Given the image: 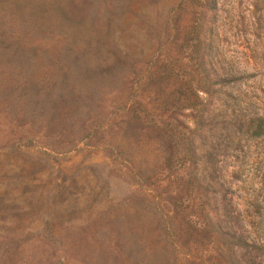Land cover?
Wrapping results in <instances>:
<instances>
[{"label": "rangeland", "instance_id": "374dc122", "mask_svg": "<svg viewBox=\"0 0 264 264\" xmlns=\"http://www.w3.org/2000/svg\"><path fill=\"white\" fill-rule=\"evenodd\" d=\"M197 1L0 0V264H264V0Z\"/></svg>", "mask_w": 264, "mask_h": 264}, {"label": "trees", "instance_id": "16d2710c", "mask_svg": "<svg viewBox=\"0 0 264 264\" xmlns=\"http://www.w3.org/2000/svg\"><path fill=\"white\" fill-rule=\"evenodd\" d=\"M190 1L194 5H197V3H199V4L201 3V2H198L197 0H190ZM179 2H181V0H179ZM203 4L204 5L206 4V6L204 8L205 11L212 10L211 8L213 6H210L211 3H208V1H206V2H202V5ZM191 40H192V44H193L192 50L198 56L197 58L200 59V61H202V51H200V50H201V46L204 45V38H203V34L199 31V29L196 31H193L192 36H191ZM196 67L203 72L202 63L197 62ZM196 71H197V69H196ZM198 73H200V72L198 71ZM207 76H208L207 74L202 76V78H203L202 83L203 84L201 86H197L195 88V91L199 90V91H202V92L209 95L211 90L209 89V83L206 80ZM190 108L193 110L192 111L193 114H191V116L194 119V124H195V122H197L196 121L197 118L199 119V116L203 115L202 111L200 110V108H201L200 103L198 101H197V103H196V101H194V102L190 103ZM249 121H250V123L254 122V125H253L252 130H251V132L254 135H259V134L264 133V116L263 115L255 114L249 118ZM193 130H194V128H192L191 131L193 132ZM190 143H192L191 139H190ZM188 149H189V147H188ZM211 230H212L211 232L214 234V239H215L216 243L220 246V248L222 250L223 264H251L252 259L246 253V250H244V249H246L249 246H253V244L247 243L245 241V239H242L240 236L231 234V233L224 231V230L222 231L217 227H212Z\"/></svg>", "mask_w": 264, "mask_h": 264}]
</instances>
